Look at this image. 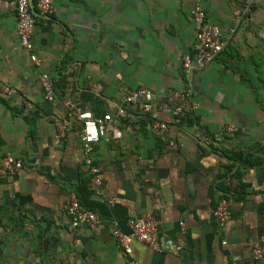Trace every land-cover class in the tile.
<instances>
[{
  "label": "crops",
  "instance_id": "0c3cea01",
  "mask_svg": "<svg viewBox=\"0 0 264 264\" xmlns=\"http://www.w3.org/2000/svg\"><path fill=\"white\" fill-rule=\"evenodd\" d=\"M193 1L53 0L50 17L34 20L38 65L19 45L14 2H0V159L22 161L15 175L0 176V264H126L112 229L128 233V219L145 214L158 219L159 251L133 241L140 264H264L252 257L264 234V0H200L226 44L192 73L198 108L176 125L166 94L187 85L180 62L195 40ZM42 73L54 80L53 102L43 98ZM123 88L148 89L153 117L168 128L153 135L141 104L126 106L120 137L110 128L93 147L97 196L87 185L80 123L63 101L114 115ZM65 119L57 139L55 120ZM226 125L234 131L220 137ZM235 152L259 162L234 165L240 197L224 193L226 157ZM71 192L99 214L96 226H70ZM221 199L230 217L219 227L212 210Z\"/></svg>",
  "mask_w": 264,
  "mask_h": 264
},
{
  "label": "built area",
  "instance_id": "2783aa9c",
  "mask_svg": "<svg viewBox=\"0 0 264 264\" xmlns=\"http://www.w3.org/2000/svg\"><path fill=\"white\" fill-rule=\"evenodd\" d=\"M13 1L15 4L16 33L19 38V45L28 54L32 63L38 65L40 60L32 52L31 34L34 27L35 17L48 19L54 11L53 0H0V2ZM190 18L194 27L195 40L191 52L185 53L181 57V71L183 81L187 84L184 89L168 91L166 100L170 104L172 122L176 125L188 113H194L198 104L194 100L192 89L188 85L194 71L201 70L212 63L219 53L223 50L226 39L222 37L220 28L210 23L201 6L200 0H194L190 8ZM230 34L233 30L229 31ZM43 91V98L46 102H53L55 98L54 80L46 73H42L39 78ZM121 106L118 107L114 115L105 114L93 116L90 112L82 110L77 104L70 100H64V106L68 112V119H74L80 123L79 140L83 162L87 167L89 180L88 188L92 194L99 196L102 180L99 176V169L95 166L92 158L94 145L101 137L106 135L108 129L113 130V137L119 138L120 133L115 129V125L126 117V106L140 103L141 112L147 118L144 128L155 136L163 134L168 126L152 115L151 99L152 94L148 89L123 88L120 91ZM68 119L63 121L55 120L56 138L63 135L64 129L68 124ZM234 131L232 125L221 128L218 135L220 137ZM22 168V161L10 154L4 155L0 159V176H13ZM227 187L235 188V181L225 177ZM109 204L113 199L108 200ZM64 213L68 217L72 228L82 226L94 227L99 221V214L91 209L84 208L74 193H69L64 202ZM219 227L223 226L229 219V205L226 199H221L212 210ZM129 232L124 233L118 228L112 229V236L122 253L126 257V264H140L132 257V242L137 241L145 244L155 251H159L158 245V219L154 215H139L131 217L127 221ZM182 226V223L180 224ZM264 256V234L259 237L258 244L252 251L253 260H261Z\"/></svg>",
  "mask_w": 264,
  "mask_h": 264
},
{
  "label": "trees",
  "instance_id": "16d2710c",
  "mask_svg": "<svg viewBox=\"0 0 264 264\" xmlns=\"http://www.w3.org/2000/svg\"><path fill=\"white\" fill-rule=\"evenodd\" d=\"M183 120V119H182ZM147 122V118L145 117L142 121V125H144ZM226 159L230 162V165L227 167L225 172V177L229 176L235 181V188H226V191L224 190V193L227 195H236L240 197L243 192V185L240 182V175L239 171L236 168V170L233 171L234 165L237 164L238 167H255V165H258V161L254 158H252L251 155L243 154L242 152H235L227 155Z\"/></svg>",
  "mask_w": 264,
  "mask_h": 264
}]
</instances>
